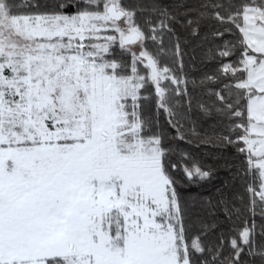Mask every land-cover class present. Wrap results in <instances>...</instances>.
Returning <instances> with one entry per match:
<instances>
[{"label": "snow or ice", "instance_id": "obj_1", "mask_svg": "<svg viewBox=\"0 0 264 264\" xmlns=\"http://www.w3.org/2000/svg\"><path fill=\"white\" fill-rule=\"evenodd\" d=\"M0 264H264V0H0Z\"/></svg>", "mask_w": 264, "mask_h": 264}]
</instances>
